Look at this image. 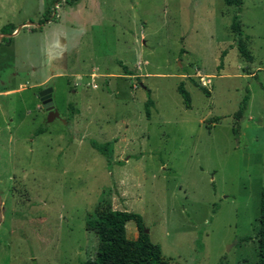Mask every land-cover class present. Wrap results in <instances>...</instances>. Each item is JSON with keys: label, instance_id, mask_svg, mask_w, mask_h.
<instances>
[{"label": "rangeland", "instance_id": "rangeland-1", "mask_svg": "<svg viewBox=\"0 0 264 264\" xmlns=\"http://www.w3.org/2000/svg\"><path fill=\"white\" fill-rule=\"evenodd\" d=\"M9 24L15 31L0 34V264L93 259L85 221L97 207L139 214L168 264H258L264 0H0V29ZM47 87L62 120L46 122L38 93ZM90 141L112 142L111 165ZM125 229L136 239L133 221Z\"/></svg>", "mask_w": 264, "mask_h": 264}, {"label": "trees", "instance_id": "trees-1", "mask_svg": "<svg viewBox=\"0 0 264 264\" xmlns=\"http://www.w3.org/2000/svg\"><path fill=\"white\" fill-rule=\"evenodd\" d=\"M65 1L68 5L77 3L79 0H54V3L59 4ZM244 0H223L227 6L240 8ZM231 30L238 36H242L240 24L237 16L233 17ZM15 27L11 24L5 25L0 29V34L11 35L15 31ZM237 49L241 56L249 63L252 62V56L243 43H238ZM224 52H222L223 56ZM130 75V73H127ZM249 74V73H248ZM200 87V86H199ZM200 89L209 96V91L203 87ZM177 92L182 97L184 107L191 108L190 94L184 87L181 81L177 85ZM249 95H245L234 113V119L239 121L245 110L247 109ZM153 106V101L150 97V92L147 90V99L144 102V111L147 118L150 116V107ZM239 126L237 125V129ZM43 129H38L35 135L42 133ZM111 144L112 142L97 143L90 141V145L100 155H102L107 165H111ZM128 221H133L137 229L136 239L127 237L125 224ZM258 229L254 236L257 240L258 264H264V186L260 191ZM86 229L93 231L97 238V247L93 259L86 260L80 264H168L162 255L161 248L158 244L150 240L148 233L144 232V223L142 217L133 212L111 210L97 207L93 215L85 221ZM251 239L249 236L238 238V242H244Z\"/></svg>", "mask_w": 264, "mask_h": 264}, {"label": "water", "instance_id": "water-1", "mask_svg": "<svg viewBox=\"0 0 264 264\" xmlns=\"http://www.w3.org/2000/svg\"><path fill=\"white\" fill-rule=\"evenodd\" d=\"M51 92H52V88L47 87V88L42 89L38 93V98L40 100V103H41L43 109L46 112H48L47 119H46L47 123L53 122L56 119L62 120L60 118L58 111L53 106ZM144 232L148 233V230L144 229Z\"/></svg>", "mask_w": 264, "mask_h": 264}, {"label": "flooded vegetation", "instance_id": "flooded-vegetation-1", "mask_svg": "<svg viewBox=\"0 0 264 264\" xmlns=\"http://www.w3.org/2000/svg\"><path fill=\"white\" fill-rule=\"evenodd\" d=\"M45 111V110H44ZM46 114H48V112L45 111Z\"/></svg>", "mask_w": 264, "mask_h": 264}, {"label": "crops", "instance_id": "crops-1", "mask_svg": "<svg viewBox=\"0 0 264 264\" xmlns=\"http://www.w3.org/2000/svg\"><path fill=\"white\" fill-rule=\"evenodd\" d=\"M8 92V91H5V93Z\"/></svg>", "mask_w": 264, "mask_h": 264}]
</instances>
